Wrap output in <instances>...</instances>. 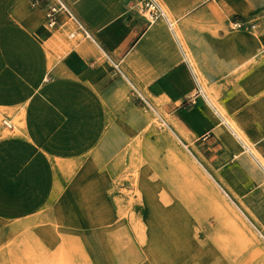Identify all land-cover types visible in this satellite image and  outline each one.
Wrapping results in <instances>:
<instances>
[{
    "label": "rangeland",
    "instance_id": "1",
    "mask_svg": "<svg viewBox=\"0 0 264 264\" xmlns=\"http://www.w3.org/2000/svg\"><path fill=\"white\" fill-rule=\"evenodd\" d=\"M41 5L0 0V264H264V175H223L211 134L172 114L193 97L168 110L125 89L107 114L94 71L40 88L60 57L81 65L77 38L40 45Z\"/></svg>",
    "mask_w": 264,
    "mask_h": 264
},
{
    "label": "crops",
    "instance_id": "2",
    "mask_svg": "<svg viewBox=\"0 0 264 264\" xmlns=\"http://www.w3.org/2000/svg\"><path fill=\"white\" fill-rule=\"evenodd\" d=\"M64 1L93 40L69 37V23L49 27L47 0H42L36 10L44 15L40 27L46 34H40L39 44L57 42V37L65 47L77 38L72 50L81 65L74 71L60 57L43 75L46 84L40 88L58 83L85 89L90 81L86 73L94 71L107 114L109 99L125 89L168 110L193 97L192 105L172 114L189 137L211 134L208 143L216 147L223 175H264V0H153L152 11L145 7L147 0ZM234 17L254 26L231 29ZM93 57L101 61L89 64ZM212 101L235 122L244 143L230 127L218 124ZM194 115L204 124L193 126Z\"/></svg>",
    "mask_w": 264,
    "mask_h": 264
},
{
    "label": "built area",
    "instance_id": "3",
    "mask_svg": "<svg viewBox=\"0 0 264 264\" xmlns=\"http://www.w3.org/2000/svg\"><path fill=\"white\" fill-rule=\"evenodd\" d=\"M145 7L151 11L154 10L153 0H147ZM45 15L49 27L55 28L69 23L72 26V30L68 32L69 37L80 36L81 38L91 39L88 29L64 0H47Z\"/></svg>",
    "mask_w": 264,
    "mask_h": 264
},
{
    "label": "bare ground",
    "instance_id": "4",
    "mask_svg": "<svg viewBox=\"0 0 264 264\" xmlns=\"http://www.w3.org/2000/svg\"><path fill=\"white\" fill-rule=\"evenodd\" d=\"M163 11V10H162ZM164 14V13H163ZM92 40H93V38H91ZM94 42V41H93ZM97 46H99L98 44H96ZM99 48H100V46H99ZM230 126H233V125H230ZM230 130H231V132L233 133V135H236V136H239L238 135V133L237 132H235V130L233 131V129L230 127Z\"/></svg>",
    "mask_w": 264,
    "mask_h": 264
}]
</instances>
